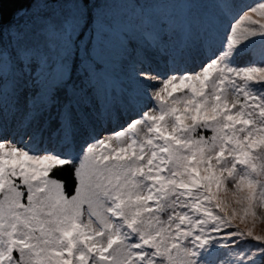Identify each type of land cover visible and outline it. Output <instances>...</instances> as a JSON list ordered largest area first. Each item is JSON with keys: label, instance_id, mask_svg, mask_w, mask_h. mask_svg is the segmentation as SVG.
<instances>
[{"label": "rangeland", "instance_id": "374dc122", "mask_svg": "<svg viewBox=\"0 0 264 264\" xmlns=\"http://www.w3.org/2000/svg\"><path fill=\"white\" fill-rule=\"evenodd\" d=\"M262 31L264 0H32L0 26V264H259Z\"/></svg>", "mask_w": 264, "mask_h": 264}, {"label": "trees", "instance_id": "16d2710c", "mask_svg": "<svg viewBox=\"0 0 264 264\" xmlns=\"http://www.w3.org/2000/svg\"><path fill=\"white\" fill-rule=\"evenodd\" d=\"M32 0H0V26L9 25L15 16L31 4ZM50 177L60 182L66 196L71 197L76 188L74 168L70 164L54 167L50 171ZM264 264V254L259 262Z\"/></svg>", "mask_w": 264, "mask_h": 264}, {"label": "snow or ice", "instance_id": "6c2138e0", "mask_svg": "<svg viewBox=\"0 0 264 264\" xmlns=\"http://www.w3.org/2000/svg\"><path fill=\"white\" fill-rule=\"evenodd\" d=\"M242 19L244 20H248L250 19V15H245ZM235 31V28H234ZM258 33L256 31H248L246 33L245 38H247V36H253V35H257ZM260 34H264V31H262ZM238 43H240V40L234 38V37H230L229 38V47H234L235 45H237ZM245 76H249L251 77L253 74H257L259 79L264 80V68H251L250 70L246 71L243 73ZM134 247H139V245H134Z\"/></svg>", "mask_w": 264, "mask_h": 264}, {"label": "bare ground", "instance_id": "6f19581e", "mask_svg": "<svg viewBox=\"0 0 264 264\" xmlns=\"http://www.w3.org/2000/svg\"><path fill=\"white\" fill-rule=\"evenodd\" d=\"M190 51H191V49H190ZM193 51V50H192ZM192 55H194L193 53H192ZM149 57H147L144 61H143V64L145 65V67L144 68H146V66H148L149 65ZM147 69V68H146ZM163 79H167V75H165V77L163 78ZM119 109H121V110H124L125 108H124V106L122 105V106H119Z\"/></svg>", "mask_w": 264, "mask_h": 264}]
</instances>
